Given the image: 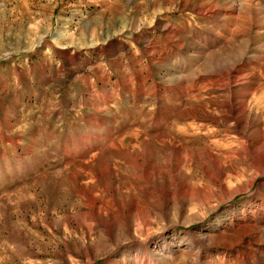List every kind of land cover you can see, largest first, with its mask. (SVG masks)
Instances as JSON below:
<instances>
[{
	"label": "rangeland",
	"instance_id": "obj_1",
	"mask_svg": "<svg viewBox=\"0 0 264 264\" xmlns=\"http://www.w3.org/2000/svg\"><path fill=\"white\" fill-rule=\"evenodd\" d=\"M0 264H264V0H0Z\"/></svg>",
	"mask_w": 264,
	"mask_h": 264
}]
</instances>
